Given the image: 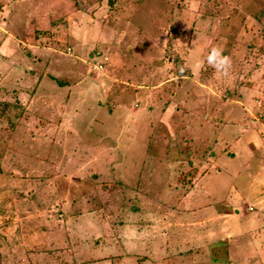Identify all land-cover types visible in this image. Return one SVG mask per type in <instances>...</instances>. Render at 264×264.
Instances as JSON below:
<instances>
[{
    "label": "rangeland",
    "instance_id": "374dc122",
    "mask_svg": "<svg viewBox=\"0 0 264 264\" xmlns=\"http://www.w3.org/2000/svg\"><path fill=\"white\" fill-rule=\"evenodd\" d=\"M0 264H264V0H0Z\"/></svg>",
    "mask_w": 264,
    "mask_h": 264
},
{
    "label": "clouds",
    "instance_id": "9594fccd",
    "mask_svg": "<svg viewBox=\"0 0 264 264\" xmlns=\"http://www.w3.org/2000/svg\"><path fill=\"white\" fill-rule=\"evenodd\" d=\"M205 63L211 66L217 73L226 74L230 61L227 56L222 55L219 48L212 46L208 49V52L203 57V60L197 59L193 67L196 70H199V68Z\"/></svg>",
    "mask_w": 264,
    "mask_h": 264
},
{
    "label": "trees",
    "instance_id": "16d2710c",
    "mask_svg": "<svg viewBox=\"0 0 264 264\" xmlns=\"http://www.w3.org/2000/svg\"><path fill=\"white\" fill-rule=\"evenodd\" d=\"M177 75H181L180 73H178Z\"/></svg>",
    "mask_w": 264,
    "mask_h": 264
},
{
    "label": "crops",
    "instance_id": "0c3cea01",
    "mask_svg": "<svg viewBox=\"0 0 264 264\" xmlns=\"http://www.w3.org/2000/svg\"><path fill=\"white\" fill-rule=\"evenodd\" d=\"M263 200V199H262Z\"/></svg>",
    "mask_w": 264,
    "mask_h": 264
}]
</instances>
